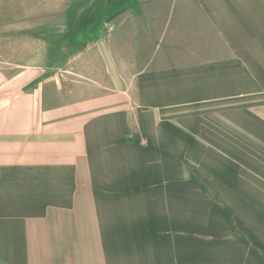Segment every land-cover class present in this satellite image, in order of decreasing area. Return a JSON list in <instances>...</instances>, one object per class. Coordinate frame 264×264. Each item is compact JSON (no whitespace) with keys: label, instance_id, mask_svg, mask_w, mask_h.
<instances>
[{"label":"crops","instance_id":"obj_1","mask_svg":"<svg viewBox=\"0 0 264 264\" xmlns=\"http://www.w3.org/2000/svg\"><path fill=\"white\" fill-rule=\"evenodd\" d=\"M111 1L103 91L0 74V264H264V0Z\"/></svg>","mask_w":264,"mask_h":264},{"label":"rangeland","instance_id":"obj_2","mask_svg":"<svg viewBox=\"0 0 264 264\" xmlns=\"http://www.w3.org/2000/svg\"><path fill=\"white\" fill-rule=\"evenodd\" d=\"M110 1L0 0V74L3 78L25 77L19 85L22 88L60 86L83 98L103 91L108 84L102 72V57L108 53L104 46L114 28L128 20L118 12L121 5L118 8ZM129 30L137 34V28ZM134 42H138L137 35ZM206 108L195 114L189 107L181 108L180 131L185 133L187 119H191L202 136L212 133L210 119L217 114ZM247 136L243 133L244 164L253 158V169L262 176L252 178L260 190L250 194L264 205V145L250 142Z\"/></svg>","mask_w":264,"mask_h":264},{"label":"trees","instance_id":"obj_3","mask_svg":"<svg viewBox=\"0 0 264 264\" xmlns=\"http://www.w3.org/2000/svg\"><path fill=\"white\" fill-rule=\"evenodd\" d=\"M110 3H112V1L110 2ZM118 3H122L121 1H119ZM115 4V3H114ZM109 6V5H108Z\"/></svg>","mask_w":264,"mask_h":264}]
</instances>
